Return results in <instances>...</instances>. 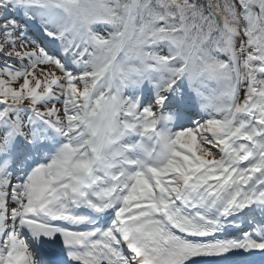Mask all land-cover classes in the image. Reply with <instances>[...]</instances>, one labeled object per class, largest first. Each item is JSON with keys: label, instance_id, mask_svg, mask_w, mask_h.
I'll use <instances>...</instances> for the list:
<instances>
[{"label": "snow or ice", "instance_id": "obj_1", "mask_svg": "<svg viewBox=\"0 0 264 264\" xmlns=\"http://www.w3.org/2000/svg\"><path fill=\"white\" fill-rule=\"evenodd\" d=\"M183 83L203 115L173 131ZM26 232L73 264H264V0H0V264H47Z\"/></svg>", "mask_w": 264, "mask_h": 264}, {"label": "rangeland", "instance_id": "obj_2", "mask_svg": "<svg viewBox=\"0 0 264 264\" xmlns=\"http://www.w3.org/2000/svg\"><path fill=\"white\" fill-rule=\"evenodd\" d=\"M18 20L20 22L21 29H23L24 28V24L26 23V21H23L22 18L21 19L18 18ZM34 32H35V30H34ZM27 36H28V38H33L34 39L33 35H27ZM26 42H27V40H26ZM141 87H145V88L149 87L148 88L149 91H152L151 93L154 94V89H153L152 85L148 81H145L144 84ZM135 89H136L135 87L125 88L124 96L125 97H131L134 94V92L136 91ZM187 91H188L187 83H183L181 85L180 89H179V92L177 94H172V97H174V99L176 98L175 100H177V104L178 103L180 104V102L184 101V97H185ZM151 93H149L148 95L151 96L152 95ZM170 95H171V93H170ZM197 111H200V110L198 109ZM172 130L173 131H179V130H182V128H177V129L175 128V129H172ZM209 147H211V146H209ZM213 150L215 151V149H213Z\"/></svg>", "mask_w": 264, "mask_h": 264}, {"label": "clouds", "instance_id": "obj_3", "mask_svg": "<svg viewBox=\"0 0 264 264\" xmlns=\"http://www.w3.org/2000/svg\"><path fill=\"white\" fill-rule=\"evenodd\" d=\"M153 151H156L157 155L159 156V153L162 150L156 148V143L154 140H149V139L143 140L139 148L141 159H143L145 162H147V160L149 159H152L153 161H155L157 157H154L152 155ZM159 158L162 159V157H159Z\"/></svg>", "mask_w": 264, "mask_h": 264}, {"label": "bare ground", "instance_id": "obj_4", "mask_svg": "<svg viewBox=\"0 0 264 264\" xmlns=\"http://www.w3.org/2000/svg\"><path fill=\"white\" fill-rule=\"evenodd\" d=\"M27 23V22H26ZM28 27H29V31H28V34L27 35H34L35 34V32L33 31V30H35L34 28H32V26L31 25H28ZM33 29V30H32ZM149 88V87H148ZM190 99V96H188V101H190L189 100ZM171 104H174V101L172 100V102L169 104V105H171ZM192 104V106H188L186 109H190V110H193V111H196L197 109H198V107H197V105L194 103V101L191 103ZM183 105V104H182ZM167 106H165V108H166ZM173 118H177L176 116H174Z\"/></svg>", "mask_w": 264, "mask_h": 264}]
</instances>
